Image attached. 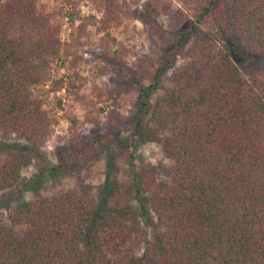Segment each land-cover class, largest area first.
I'll return each instance as SVG.
<instances>
[{
	"label": "trees",
	"instance_id": "1",
	"mask_svg": "<svg viewBox=\"0 0 264 264\" xmlns=\"http://www.w3.org/2000/svg\"><path fill=\"white\" fill-rule=\"evenodd\" d=\"M63 1L48 12L41 0H0V191L29 189L22 168L54 133L55 118L34 95L52 62L65 59L67 72L50 89L80 97L79 51L94 16ZM188 1L197 15L181 30L163 29L146 8L142 23L166 44L153 80L132 72L129 82L138 97L133 136L157 142L170 163L139 166L122 182L107 133L102 201L93 202L80 168L74 189L41 195L33 185L36 197L0 223V264H264V0ZM94 2L106 30L118 0ZM57 15L70 23L66 41ZM106 38L123 66L121 45ZM178 56L187 60L175 67ZM168 68L170 86L152 99ZM71 135L51 170L89 156L92 143Z\"/></svg>",
	"mask_w": 264,
	"mask_h": 264
},
{
	"label": "rangeland",
	"instance_id": "2",
	"mask_svg": "<svg viewBox=\"0 0 264 264\" xmlns=\"http://www.w3.org/2000/svg\"><path fill=\"white\" fill-rule=\"evenodd\" d=\"M83 17L89 18L86 27V37L79 51L80 59L77 70L82 76L80 97L66 94L64 89L52 91L50 81L66 75L67 61L58 60L51 64L49 80L45 85L34 89V95L43 101L44 109L55 118L54 133L41 147L42 156L35 158L22 168V183H28L29 189L22 195L16 186L0 191V223L9 224L7 217L12 209L22 201H31L38 192L41 195H56L60 192L77 187L74 172L80 168V176L91 187L93 202L102 201L104 188V157L102 155L105 135L111 133L108 147L116 151L117 176L122 182H130L139 166L169 164L160 145L153 141H140L133 136V115L137 110V93L129 86L132 72L138 77L143 76V83L149 84L163 57L165 42L158 34L150 31L149 26L142 23L145 10L149 7L156 22L165 30H181L189 26L195 18L197 10L188 0H118L113 16L117 19L109 21L106 30L102 29V13L98 12L94 0H73ZM48 12L56 11L63 0H41ZM66 6V5H65ZM67 8V7H66ZM61 23L60 37L62 41L69 38L71 26L66 17L58 16ZM56 18V19H57ZM112 18V17H111ZM106 32L115 40L112 49L121 45L119 52L123 66L113 64L108 55ZM233 58V57H232ZM185 57L178 56L175 67L186 62ZM234 62L242 66L243 58L236 56ZM173 68H168L159 75L158 88L152 99L163 93L170 86V74ZM60 101V105H58ZM150 115L144 117L145 123L150 122ZM120 129L118 135H113ZM84 143H92L89 156L83 158V163L75 164L69 161L65 167L51 170L50 163L58 162V153L71 143V131ZM1 134V132H0ZM1 136V135H0ZM48 167L49 169L45 170ZM43 174V175H41ZM35 185L36 192L32 190ZM152 217V216H151Z\"/></svg>",
	"mask_w": 264,
	"mask_h": 264
}]
</instances>
